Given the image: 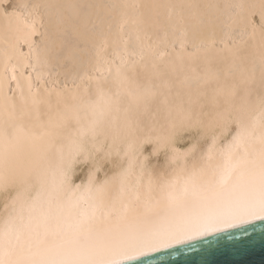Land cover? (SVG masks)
Listing matches in <instances>:
<instances>
[{
  "label": "snow or ice",
  "instance_id": "obj_1",
  "mask_svg": "<svg viewBox=\"0 0 264 264\" xmlns=\"http://www.w3.org/2000/svg\"><path fill=\"white\" fill-rule=\"evenodd\" d=\"M9 3L0 14L41 40L17 54L5 38L0 90L11 71L20 108L6 102L0 123V264H133L264 221V51L257 84L255 61L226 41L230 56L215 65L193 54L161 67L165 54L151 47L139 61L127 50L108 61L101 31V75L69 87L65 74L63 90L49 89L64 60L40 12L51 6ZM231 7L264 49V0ZM27 69L25 95L16 73Z\"/></svg>",
  "mask_w": 264,
  "mask_h": 264
},
{
  "label": "bare ground",
  "instance_id": "obj_2",
  "mask_svg": "<svg viewBox=\"0 0 264 264\" xmlns=\"http://www.w3.org/2000/svg\"><path fill=\"white\" fill-rule=\"evenodd\" d=\"M19 2V0H16ZM29 4L42 6L40 12L44 16L52 39L63 43L64 60L62 65L54 69L60 75L46 76V86L49 89L63 90L66 83L73 85V79L79 83L81 76H100L96 70V48L100 45L99 33L102 31L107 39L106 59L112 61L114 53L135 52L132 57L139 61V53L143 48H154L164 53L163 60L157 58V63L163 67L170 59L183 57L188 63V57L195 54L197 63L205 56L213 60V64L221 62L230 56L225 48H239L240 54L247 57L246 66L251 67L255 61L257 84L260 73V55L264 51L261 36L257 31L245 25L240 10L231 7L237 4H259L260 0H23ZM61 34L57 35L56 21L61 20ZM257 24L259 17L257 16ZM41 32L45 29L40 28ZM17 43V54L29 52L28 42L40 43L39 36H27L21 25L16 29L15 21L11 23L0 14V78L4 75L3 49L5 38ZM199 49V51H198ZM15 63V61H13ZM120 60L116 58V64ZM143 63L151 67L152 58ZM222 66V64H221ZM114 71V69H113ZM143 68H137L143 73ZM31 69L24 70L21 77L18 70L16 75L27 95V76ZM108 64L103 65V74L107 75ZM12 73L8 72V80L4 89L0 90V123L7 119L4 105L7 102L9 110L15 103L17 112L20 108V92L16 82L11 80ZM33 89L37 86L36 74L32 73ZM85 82L87 80L85 79ZM5 97L11 98L6 101ZM55 94H53V100ZM47 109L41 106V118L46 119ZM84 177L78 175L79 183ZM100 178L103 179V173ZM2 212V207H0ZM258 222V221H255ZM254 223V222H253Z\"/></svg>",
  "mask_w": 264,
  "mask_h": 264
},
{
  "label": "water",
  "instance_id": "obj_3",
  "mask_svg": "<svg viewBox=\"0 0 264 264\" xmlns=\"http://www.w3.org/2000/svg\"><path fill=\"white\" fill-rule=\"evenodd\" d=\"M133 264H264V221L154 253Z\"/></svg>",
  "mask_w": 264,
  "mask_h": 264
},
{
  "label": "rangeland",
  "instance_id": "obj_4",
  "mask_svg": "<svg viewBox=\"0 0 264 264\" xmlns=\"http://www.w3.org/2000/svg\"><path fill=\"white\" fill-rule=\"evenodd\" d=\"M16 0H10V3L6 5V7H8L9 9L11 8V3H16ZM257 20V17H256Z\"/></svg>",
  "mask_w": 264,
  "mask_h": 264
}]
</instances>
